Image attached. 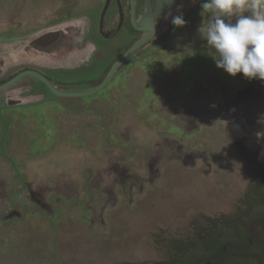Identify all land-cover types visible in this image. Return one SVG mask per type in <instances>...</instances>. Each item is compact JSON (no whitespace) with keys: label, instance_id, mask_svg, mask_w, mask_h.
Listing matches in <instances>:
<instances>
[{"label":"flooded vegetation","instance_id":"af4514ba","mask_svg":"<svg viewBox=\"0 0 264 264\" xmlns=\"http://www.w3.org/2000/svg\"><path fill=\"white\" fill-rule=\"evenodd\" d=\"M29 1L0 2V159H3L5 166L0 163V178H3L6 171L15 168L13 178L8 184L0 186V199H9L6 205L8 213L17 212L20 215L16 219L11 216V220H22L23 214H34L37 217L43 213L47 215H44L45 219L53 218L54 200L51 201L52 205L43 201V195L31 185L33 182L51 180L45 169L58 167L63 161L68 163L70 158L74 161L72 165L76 166L75 163H79L78 160L86 154L89 159L97 158L106 149L112 152L108 161L112 160L114 180L128 178L124 170L117 167L119 148L116 146V136L112 134H127L131 140L135 133H147L135 125L139 116L145 115L154 120L161 112L170 117L177 115L184 98L183 92L177 90V87H191L189 94L192 98L199 83L198 77L202 78L201 85L209 93L213 89V81L225 85L226 82L235 84L243 80V76L237 74L232 77L216 65L214 70L220 78L213 80L216 73L208 64L211 57L204 47L206 41L201 39L198 32L205 19L201 15L203 0H52L50 3L41 0L44 1L43 5L36 0L31 7L44 10L40 13L31 9ZM24 9L29 16L25 17L26 14L22 12ZM181 13L186 24L174 27L172 17ZM60 25L68 27L62 37L54 34ZM138 41L140 43L130 54L122 58ZM44 52L49 55H43ZM200 56L203 60L206 58V73L201 72L203 68L199 70L204 75H195L198 70L188 73L189 61ZM135 71L136 77L133 75ZM181 72L189 77L186 83L182 80L184 85L180 80L178 82ZM135 78L139 79L137 85L134 83ZM103 82L98 91L83 94L96 89ZM260 82L264 86V81ZM206 91L202 92L200 101H206ZM71 100L78 102V107L61 108L59 103L65 104ZM188 103L184 109L181 107L182 127L174 125L172 121L166 126L160 140L150 139L138 143L142 146L147 144L152 150L149 163L141 159L147 163V173L141 174L142 178L149 175L154 182L159 171L158 163L165 162V156L170 158L171 164L177 158L182 163L191 164L199 156L197 152L188 154L177 144L168 147L170 143L164 141L166 132L173 136L181 132L187 137L192 134L189 133L192 127H189L196 113L190 112L196 104ZM53 105L60 107L53 108ZM97 105L103 108L100 115H97ZM29 108L40 111H27ZM122 121L124 123L119 126ZM97 122L100 126L96 125ZM27 124L31 125L27 130L31 135V144L24 139V127ZM230 133L233 132L230 130ZM94 134H99L98 138L104 135L115 139L111 140L116 142L115 146L109 144L102 149V143H88L86 139H91ZM23 143L31 151L29 156L32 151L36 153L35 148L39 144L48 153L32 158L36 162L33 164L31 159L28 160L27 153H24ZM85 143L92 149L86 150ZM70 147L75 150L70 151ZM128 148L126 146L124 150ZM130 156L124 153L120 160H130ZM39 161L43 162L44 168L38 164ZM100 161L98 159L94 166H98ZM4 168L5 171H2ZM103 177V174L100 175L101 179ZM140 181L142 184L150 183L149 180ZM22 182H25L24 189ZM186 187L183 190L191 196H202L206 189L201 179ZM214 195L216 191L210 190L208 196L216 197ZM249 195L245 191L236 207V219L241 223L230 225L225 218L221 219L225 228H231L227 231L228 235L231 232V236L225 237L221 231L215 237L207 233L204 240L193 237L171 239L170 244L174 247L171 263L176 264L178 261L182 264H195L200 260L198 258H202L205 264H264V233L259 229L251 233L245 228L247 214L258 212ZM208 225L212 231L215 224L209 222ZM18 247V250L12 249L10 256L0 258V264L24 262L23 258L28 255L23 252L30 251L22 248V244ZM23 254L25 256L21 257Z\"/></svg>","mask_w":264,"mask_h":264},{"label":"rangeland","instance_id":"374dc122","mask_svg":"<svg viewBox=\"0 0 264 264\" xmlns=\"http://www.w3.org/2000/svg\"><path fill=\"white\" fill-rule=\"evenodd\" d=\"M4 1L0 0L1 4ZM35 1L30 0L29 6L31 7ZM38 1L39 4H44V1ZM51 1L45 0L46 3ZM35 11L40 13L44 10H40L39 7ZM22 12L26 14L25 17L29 16L25 9ZM206 64V58L204 60L202 56L194 58L188 63L190 67L188 73L198 70L195 75H204L201 72L206 73ZM208 64L212 70L215 69L216 64L212 58ZM200 68L204 70L200 72ZM214 72L216 75L213 80L220 78L218 72L215 70ZM133 75L136 77V71ZM182 75L181 72L178 82L181 81L184 85V82H187L186 78L189 77ZM201 79L198 77L199 83L193 91V100L189 94L191 87H177L184 96L180 102L181 111L177 115L170 117L161 112L154 120L144 117L145 115L139 116L135 125L142 127L147 133H135L131 140L123 133H113L116 140L107 137L109 133L106 137L102 135L98 138L99 134H94L91 139H86L88 143L91 141L102 143V149L109 144L115 146L117 141L116 146L119 148L117 167L123 169L129 179L126 177L114 180L112 160L108 161L112 152L105 149L97 158L89 159L86 154L83 159L78 160L79 163H75L76 166L72 165L74 161L71 158L68 163L63 161L58 167L50 166L45 172L49 173L48 178L51 180L32 183L31 187H36L35 190L43 195V201L52 205L51 201L54 200L53 208L50 206L53 220L49 217L45 219L44 213L38 214L37 217L34 214H23L22 220H11L10 218L16 219L20 215L17 212L8 213L6 205L9 204V199H0V258L10 256L12 249L18 250V246L22 244V248L30 252H23L28 256L21 255L24 262L20 264H174L171 263L174 248L173 244H170L171 239L184 240L193 237L204 240L207 233L215 237L221 231L225 237L231 236V232L230 235L227 233L231 228H225L221 219L225 218L230 225L242 222L236 219L238 215L235 213L245 191L250 194L253 205L256 206L254 208L258 211L247 214L245 228L251 233L255 231L254 229L264 233L263 82L244 77L242 82L235 84L226 82L225 85H219L213 81L214 86L209 93L202 87ZM137 80L139 79L135 78V85ZM204 91L208 93L203 94L206 101H200ZM188 102L196 104L190 112L196 113L195 124L192 122L189 127H192L191 131L187 129L192 134L187 137L181 132L173 136L166 132L164 141L170 145L165 146L172 147L177 144L188 154L197 152L200 157L197 156L195 162L191 164L182 163L179 158L171 164L170 158L163 156L165 162L159 161V171L154 182L149 175L142 178L141 174L147 173V163L141 159L148 160L152 150L149 145L142 146L138 143L150 139L160 140L166 126L172 121L174 125L182 127V108L189 104ZM59 104L61 108L78 107V102L73 100ZM58 106L53 105V108ZM38 109L29 108L27 111L35 110L37 113L40 111ZM102 109L97 105V115L102 113L100 112ZM123 123L124 121L119 123V126ZM96 125L100 126V123L97 122ZM30 126L27 124L23 133L28 143L31 135L27 130ZM184 130L186 131L185 128ZM230 130L233 133H230ZM14 139L16 138L12 140ZM126 146L129 147L128 150H124ZM22 147L29 157L28 160L31 159L33 164L36 162L32 158H39L42 154L48 153V150L39 144L36 145V153L32 151L30 157L29 147H25L24 143ZM85 149L92 148L86 144ZM73 150L75 148L70 147V151ZM124 153L132 155L129 157L130 160H120ZM98 159L101 160L100 163L94 166ZM2 160L0 159V163L5 167ZM38 164L44 168L43 162L39 161ZM2 171H5V168ZM14 173V167L6 171L3 178H0V186L8 184ZM102 174L103 179L100 178ZM141 179L143 182L149 180V185L142 184ZM199 179L206 187L204 195L191 196L183 190ZM24 184L25 182H22V189ZM212 189L216 191L214 195L216 197L210 198L208 193ZM254 219L257 221H253ZM207 222L215 224L212 231ZM198 259L200 260L195 264H205V260ZM175 263L182 264L178 261Z\"/></svg>","mask_w":264,"mask_h":264},{"label":"clouds","instance_id":"9594fccd","mask_svg":"<svg viewBox=\"0 0 264 264\" xmlns=\"http://www.w3.org/2000/svg\"><path fill=\"white\" fill-rule=\"evenodd\" d=\"M198 28L216 67L232 77L264 81V0H203ZM174 27L186 24L183 14Z\"/></svg>","mask_w":264,"mask_h":264},{"label":"water","instance_id":"95a60500","mask_svg":"<svg viewBox=\"0 0 264 264\" xmlns=\"http://www.w3.org/2000/svg\"><path fill=\"white\" fill-rule=\"evenodd\" d=\"M68 29V27L66 26H64V27H62V25H60V26H57L56 27V32L54 33V34H58V35H60L61 37L63 36V35H65L66 34V31L65 30H67ZM63 34V35H62ZM72 35V34H71ZM56 36V35H55ZM44 37H47V36H44ZM48 38H50V37H48ZM140 43V41H138L135 45H134V47H132L129 51H127L124 55H123V57L122 58H125L128 54H130V52L138 45ZM38 56H40L41 55V53L40 52H35ZM43 55H49V53L47 52H44L43 53ZM48 60H50L49 58H48ZM106 81V80H105ZM104 81V82H105ZM104 82L100 85V86H98L96 89H93V90H91V91H88V92H85V93H83V94H89V93H93V92H96V91H98L101 87H102V85L104 84ZM73 95H77V93L76 94H74V93H72ZM79 94V93H78Z\"/></svg>","mask_w":264,"mask_h":264}]
</instances>
